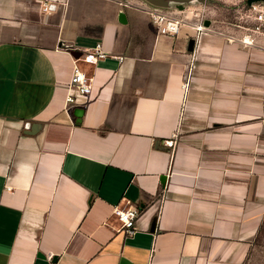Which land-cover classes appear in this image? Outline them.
Segmentation results:
<instances>
[{"label": "crops", "instance_id": "1", "mask_svg": "<svg viewBox=\"0 0 264 264\" xmlns=\"http://www.w3.org/2000/svg\"><path fill=\"white\" fill-rule=\"evenodd\" d=\"M152 5L0 0V264L244 261L264 216V49L230 22L163 33Z\"/></svg>", "mask_w": 264, "mask_h": 264}, {"label": "built area", "instance_id": "2", "mask_svg": "<svg viewBox=\"0 0 264 264\" xmlns=\"http://www.w3.org/2000/svg\"><path fill=\"white\" fill-rule=\"evenodd\" d=\"M148 12L154 23L160 27L163 33H176L183 26H191L197 31L203 28L202 21L198 24H188L186 16H180L175 13V10L161 11L160 6L152 5ZM53 8L52 3L44 7L45 10ZM237 21L235 26L243 30L238 41L243 45L251 46L257 45L264 49V0H256L250 3L246 2L242 7L236 9ZM105 53L97 45L92 50L86 51L79 57L87 62H96L98 58L104 57ZM78 58L74 59L71 80L69 86L72 90L83 96H88L91 90V77L76 63ZM188 80V72L184 74L183 86L185 87ZM68 102L74 101L71 95H68ZM120 222V230L125 234L130 235L135 231L136 220L139 216V209L137 207L115 208L114 212Z\"/></svg>", "mask_w": 264, "mask_h": 264}, {"label": "rangeland", "instance_id": "3", "mask_svg": "<svg viewBox=\"0 0 264 264\" xmlns=\"http://www.w3.org/2000/svg\"><path fill=\"white\" fill-rule=\"evenodd\" d=\"M246 2V0H190L181 3L183 8L180 9V16H186L188 24L201 21L203 23L204 18L213 20L215 24L230 22L236 30L242 33L243 30L234 24L238 15L236 9ZM178 9L176 5L173 7L175 13H179ZM242 264H264V216Z\"/></svg>", "mask_w": 264, "mask_h": 264}, {"label": "water", "instance_id": "4", "mask_svg": "<svg viewBox=\"0 0 264 264\" xmlns=\"http://www.w3.org/2000/svg\"><path fill=\"white\" fill-rule=\"evenodd\" d=\"M147 1L150 2L153 5H156V6H160V7H166L167 6L166 1H164V0H147ZM171 1L176 2V4H177L176 6H178L179 9H182L183 5L181 3L188 2L190 0H171ZM199 1H202V0H199ZM246 1L248 3H250V2L256 1V0H246ZM119 16H120L121 20L124 19V14L123 13H121ZM208 25H209V20L206 19L203 22V26H208ZM192 43H193L192 40H190L189 43H188L189 49H191L193 47ZM82 112H83V110L81 108H77V107L74 108V111H73L74 115L76 117H78V118L81 116Z\"/></svg>", "mask_w": 264, "mask_h": 264}]
</instances>
